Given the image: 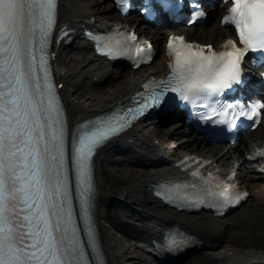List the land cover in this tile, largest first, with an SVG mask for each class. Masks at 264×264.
Instances as JSON below:
<instances>
[{"label":"snow or ice","instance_id":"snow-or-ice-1","mask_svg":"<svg viewBox=\"0 0 264 264\" xmlns=\"http://www.w3.org/2000/svg\"><path fill=\"white\" fill-rule=\"evenodd\" d=\"M162 2L174 7L169 0ZM57 8V0H0V264H105L95 222L94 153L142 111L167 103L169 87L184 101L207 97L209 113L218 108L222 113L213 122H227L228 128L236 124L237 114L259 121L264 109V99L250 100L247 107L240 100L221 106L212 99L243 80L241 65L249 51L258 53V64L264 63V0H233L223 21L235 25L242 46L230 38L217 51L211 44L172 35L168 49L174 59L167 79L145 84L159 83L162 90L151 92L150 102L134 109L84 120L69 145L65 109L49 66ZM142 11H152L149 0ZM203 15L193 10L188 22ZM96 39L100 52L118 56L131 49L136 33ZM136 52L152 58L150 43ZM230 111L233 116L227 119ZM193 174L200 176V171ZM212 177L209 172L201 184L190 186L164 183L158 194L181 207L208 203L219 208L238 205L248 195ZM183 241V234L171 232L167 246L175 249Z\"/></svg>","mask_w":264,"mask_h":264},{"label":"bare ground","instance_id":"bare-ground-1","mask_svg":"<svg viewBox=\"0 0 264 264\" xmlns=\"http://www.w3.org/2000/svg\"><path fill=\"white\" fill-rule=\"evenodd\" d=\"M107 1L58 0L57 25H67L70 40L54 45L53 73L60 83L58 90L69 124L123 102L140 88L144 79L167 72L163 31L140 28L139 19L132 16L116 19L107 13L114 9ZM222 13L223 7L211 11L210 26L193 25L184 32L190 39L216 46L230 35V29L219 23ZM120 20L141 29V37L150 35L154 39L157 55L153 64L123 73L94 54L81 24L102 27ZM98 84L104 85L97 89ZM167 122V118H161L150 128L139 121L125 134L100 146L94 155L95 220L108 264L145 260L137 249L152 256L151 236L170 222L183 224L210 240V247L189 253L172 264H264V180L254 169L256 161L246 158L249 148L264 139V113L250 135L242 134L236 143L227 145L209 144L182 123ZM185 153L207 157L211 167L226 174L236 172V178L250 191L245 205L220 218L204 212L177 211L155 199L150 183L180 173L174 161ZM164 156L168 161L159 162ZM253 162L256 165L250 167ZM234 250L235 254L231 252Z\"/></svg>","mask_w":264,"mask_h":264},{"label":"rangeland","instance_id":"rangeland-1","mask_svg":"<svg viewBox=\"0 0 264 264\" xmlns=\"http://www.w3.org/2000/svg\"><path fill=\"white\" fill-rule=\"evenodd\" d=\"M97 1H99V0H97ZM108 2V1H107ZM106 2V3H107ZM107 13H109V14H111V15H113V16H116V13H115V9H111V10H108V12ZM132 17H135L134 15L132 16ZM216 21V20H215ZM212 23L210 22L209 23V26L211 25ZM153 41H154V39H153ZM151 64H153V63H151ZM115 69H119L121 72H123V73H127V72H130V69H125V68H122V67H114ZM123 77V76H122ZM121 77V78H122ZM121 78H120V80H121ZM102 85H104V84H98L97 85V89H99V88H101L102 87ZM80 93H78L77 95H79ZM144 124H147V126H149L150 128L151 127H153V124H151V123H149V122H144ZM175 141L173 140L172 141V144H175L174 143ZM241 147H242V145H241ZM251 166H253V164H250V167ZM246 203V202H245ZM245 203L244 204H242V206H244L245 205ZM235 212V211H234ZM131 213V212H130ZM233 214V213H232ZM137 252H139V253H141L143 256H144V258H145V260L146 261H148V263L147 262H145V260H140V261H138V262H135L134 264H160V263H158V262H156L151 256H149L148 254H144L143 252H141V250H138L137 249ZM233 254H235L236 252H237V250H234V251H231ZM230 252V253H231Z\"/></svg>","mask_w":264,"mask_h":264}]
</instances>
